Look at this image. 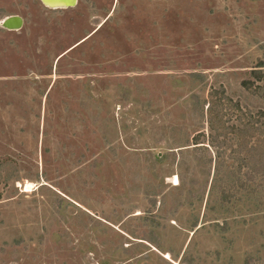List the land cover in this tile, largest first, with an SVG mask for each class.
Masks as SVG:
<instances>
[{"label":"rangeland","instance_id":"1","mask_svg":"<svg viewBox=\"0 0 264 264\" xmlns=\"http://www.w3.org/2000/svg\"><path fill=\"white\" fill-rule=\"evenodd\" d=\"M262 158L264 0H0V264H264Z\"/></svg>","mask_w":264,"mask_h":264},{"label":"trees","instance_id":"2","mask_svg":"<svg viewBox=\"0 0 264 264\" xmlns=\"http://www.w3.org/2000/svg\"><path fill=\"white\" fill-rule=\"evenodd\" d=\"M254 75L256 76L257 80H262V76L260 75V71H253ZM243 86H245L247 89L249 88L248 82H243ZM262 164L255 165L252 168H240V174H242V188L248 187L249 184L256 182L257 178H264V158L261 159ZM245 169V171H244ZM226 196V193H225ZM253 258H247L245 264H253L252 263Z\"/></svg>","mask_w":264,"mask_h":264},{"label":"bare ground","instance_id":"3","mask_svg":"<svg viewBox=\"0 0 264 264\" xmlns=\"http://www.w3.org/2000/svg\"><path fill=\"white\" fill-rule=\"evenodd\" d=\"M43 1L46 7L53 10L73 8L77 3V0H43Z\"/></svg>","mask_w":264,"mask_h":264},{"label":"water","instance_id":"4","mask_svg":"<svg viewBox=\"0 0 264 264\" xmlns=\"http://www.w3.org/2000/svg\"><path fill=\"white\" fill-rule=\"evenodd\" d=\"M43 4L44 1L41 0ZM23 19L20 16H11L3 20L2 26L11 31L21 30L23 27Z\"/></svg>","mask_w":264,"mask_h":264}]
</instances>
